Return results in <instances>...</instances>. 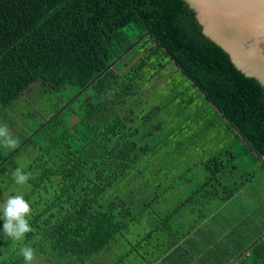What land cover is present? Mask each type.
Wrapping results in <instances>:
<instances>
[{"label":"trees","instance_id":"1","mask_svg":"<svg viewBox=\"0 0 264 264\" xmlns=\"http://www.w3.org/2000/svg\"><path fill=\"white\" fill-rule=\"evenodd\" d=\"M0 125L19 141L0 145V202L18 185L16 158L32 157L21 167L32 231L0 236V264H25V245L47 264H107L112 249L127 250L113 264H228L203 224L264 170V87L205 36L184 0H0ZM213 131L207 152L194 140ZM188 135L186 151L205 156L162 175L165 148ZM237 139L259 169L218 150ZM200 166L205 180L168 208L162 198L181 195ZM251 251L240 263L264 264V242Z\"/></svg>","mask_w":264,"mask_h":264},{"label":"water","instance_id":"2","mask_svg":"<svg viewBox=\"0 0 264 264\" xmlns=\"http://www.w3.org/2000/svg\"><path fill=\"white\" fill-rule=\"evenodd\" d=\"M203 33L264 87V0H184Z\"/></svg>","mask_w":264,"mask_h":264},{"label":"rangeland","instance_id":"3","mask_svg":"<svg viewBox=\"0 0 264 264\" xmlns=\"http://www.w3.org/2000/svg\"><path fill=\"white\" fill-rule=\"evenodd\" d=\"M153 97L151 99V101H153ZM156 101V100H155ZM154 101V102H155ZM38 107L41 109L42 108V104H38ZM21 112L20 113H27L26 115L29 116L28 114H30L31 112H33V107H31L30 105H26L24 107L21 108ZM19 114V113H18ZM165 116L162 115L161 118H164ZM183 118V116H180V118H173L172 122L169 123L168 127H166L164 130H162L161 132H155L154 136L152 137L151 141H155L158 139L163 138L167 132L168 129H170L171 127H176L179 123V121ZM166 119V117H165ZM198 131L197 129H195V132ZM215 133L216 132H211L209 134L208 137L205 136H200L201 134L198 133V135L200 136V138L195 139L194 141L199 142L198 145L200 146H205V149L207 152H209L211 149L214 148L213 144L214 143H218L219 139L217 140L215 138ZM204 134V133H203ZM171 144L165 148V150H167L169 152V155H165L163 158H159L160 162H158L154 168H162L164 170H161L162 175H164L166 172L167 173H173L175 178H177L181 173H186L187 170L190 169V166H192V164H197L200 161V156H205L200 154L199 156H194L191 157V155L189 154L188 150L186 151L185 147L188 145L187 143H191V136L188 135L186 138H183L181 140L179 139H172L171 140ZM211 142L212 147H208L209 144ZM245 147V143L242 142L241 140L237 139V140H226V141H221V145L218 146V150L219 151H225L227 149H230L231 151H234L236 158L238 159L241 163V165L245 168L248 169H252L251 171H255L257 169H259L260 164L259 163H254L251 164V159H254L256 156L252 151H247V149L244 148ZM213 154H208L209 158L210 156H212ZM250 159H248V157ZM31 158H21V157H17L15 160V164L19 167H26ZM180 159H184L183 161V167L179 168L177 170H173L171 171V168L175 167V163L179 162ZM233 163H237L236 161ZM243 170V168H242ZM205 169H203L201 166L194 169L193 172L191 174H189L188 176L190 177V179H194V184H184L183 187H181V191H179L181 193V195L174 197L173 194H168L165 196V198H162L163 200H170V204L168 203V208H174L177 205H179L180 201L182 199H184L185 197L189 196L193 190L195 189V187L199 184H201L206 176H208V174H205ZM147 176L149 177H154V174H147ZM159 181V180H158ZM159 183V182H157ZM9 191L5 194L2 195V197L4 198L3 202H0V208H2L3 204L5 203L6 199L9 196H12L11 192H15V195H20L22 194L24 197L25 195H27L30 190L31 187L29 186L28 183H25L23 185H12L9 189ZM178 195V194H177ZM196 215H192L190 214L189 219H188V223L192 224L195 221ZM136 243V241H135ZM148 250H151V248L149 246H146V244L142 245V248H140V250L138 252H140L139 254L142 255L143 257H147L148 255L146 254ZM127 250L124 249V251L122 250H113L110 253V256L106 259V263L107 264H113L117 259H119L124 253L126 254ZM5 261L7 259H4ZM37 261L38 264H47V262H45L43 259L41 258H36L35 259ZM96 262V261H95ZM95 262H92L90 264H94ZM131 262L130 260H126V264H129ZM5 263V262H4ZM124 263V264H125Z\"/></svg>","mask_w":264,"mask_h":264},{"label":"crops","instance_id":"4","mask_svg":"<svg viewBox=\"0 0 264 264\" xmlns=\"http://www.w3.org/2000/svg\"><path fill=\"white\" fill-rule=\"evenodd\" d=\"M203 226L227 251L228 264H241L242 258L249 257L252 246L264 242V170Z\"/></svg>","mask_w":264,"mask_h":264},{"label":"clouds","instance_id":"5","mask_svg":"<svg viewBox=\"0 0 264 264\" xmlns=\"http://www.w3.org/2000/svg\"><path fill=\"white\" fill-rule=\"evenodd\" d=\"M18 143V139L13 136L11 130L6 125H0V145L13 149ZM12 175L15 183L19 185L27 183L30 178V173H26L21 167H17ZM0 211H2L0 219L4 221L0 236L21 241L27 233L32 231L29 222L32 208L30 202L22 194L9 196ZM20 254L23 256L25 264H33L36 256L35 249L25 245L20 249Z\"/></svg>","mask_w":264,"mask_h":264}]
</instances>
